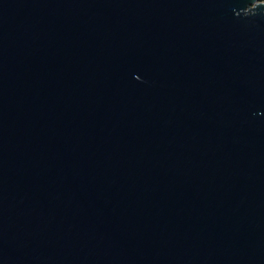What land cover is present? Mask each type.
<instances>
[{"label":"water","instance_id":"1","mask_svg":"<svg viewBox=\"0 0 264 264\" xmlns=\"http://www.w3.org/2000/svg\"><path fill=\"white\" fill-rule=\"evenodd\" d=\"M0 264H264V0H0Z\"/></svg>","mask_w":264,"mask_h":264}]
</instances>
